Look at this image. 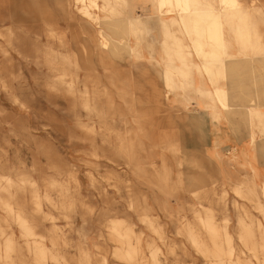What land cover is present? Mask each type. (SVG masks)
<instances>
[{
  "label": "rangeland",
  "instance_id": "rangeland-1",
  "mask_svg": "<svg viewBox=\"0 0 264 264\" xmlns=\"http://www.w3.org/2000/svg\"><path fill=\"white\" fill-rule=\"evenodd\" d=\"M245 1L264 8V0ZM150 5L153 7L151 2ZM147 12L144 11V16ZM148 14L151 16L154 12L151 10ZM80 23L76 15L73 20L66 18L59 0H0V44L8 51L7 57L0 52V181L9 188V192L0 194V198L9 201L12 207V210L8 209L0 199V264H12V261L15 264H36L33 248L27 246V240L22 237L15 221L16 214L21 212L37 225L40 237L34 238L58 256L57 260L49 258L45 264H155L149 241H154L159 249L160 264H216L210 263V258L191 245L183 229L189 222L194 223V231L204 242H212L199 230L192 209L202 211L204 215L203 206L211 207L215 220L222 224L221 219L225 217L226 205L230 201L219 193L227 189L226 184L219 175L215 176L214 171V190L210 194V180L199 182L203 177L212 176L214 169L208 164V158L200 151L169 150L170 133L177 143L183 137L179 136L177 127L168 129L163 123L171 111H195L190 103L194 91L172 93L186 95L187 100L181 104V109H169L165 103L166 89L159 75L162 65L154 67V56L153 59L146 57L149 60L133 57L134 66H131L123 61V57L108 61L110 57L106 52L103 62H98L97 51L90 43L89 59H82L76 43L85 36L79 29ZM51 27L64 37L66 49L60 46L59 37L49 34ZM9 31H12V37ZM9 39L11 45H8ZM156 39L159 40L154 30L146 41L155 46ZM144 45L143 50L154 53V47L147 49V44ZM49 49L68 53L73 61L78 58L79 67L73 64L67 69L78 76L74 94L57 80L61 70L54 71L46 63ZM236 52L238 48L230 49L231 54ZM88 74L91 78L86 81V88L89 86L101 92L100 95L91 94L90 99L97 103L98 99L105 101L102 103L106 111L104 118L82 107V96L77 90H84V79ZM155 90L158 94L153 97ZM146 99L155 102L145 103ZM106 100H111L112 107ZM192 131V127L186 128L185 134ZM257 132L254 136L258 139L261 135ZM145 143L159 150V161L149 162L142 157L152 153L143 150ZM135 159L143 171L139 172L134 166ZM2 176L19 187L8 186L7 179ZM23 179L36 183L41 212L47 216L44 213L38 215L33 187ZM52 181L63 188L51 186ZM193 181L198 183L193 187L199 192L197 197L191 193L193 188L189 183ZM179 193L184 200H173ZM141 195L151 207L149 214L165 231V238H160L141 221V203H146ZM62 203L66 206L74 203V206L65 210ZM249 205V211L258 218L254 220L261 219L264 223L263 214L253 203ZM237 212L235 205V216ZM240 213L244 220H249L242 210ZM111 218L128 219L141 236V252L135 261L115 256L120 243L112 233ZM230 223L235 224L233 220ZM172 227L176 230L174 234L170 231ZM231 233L232 245L239 243L242 247L237 249L235 246L236 254L260 264L252 247L240 240L236 232ZM257 237H260L258 232ZM8 238L15 240L9 258L5 255ZM178 240L180 247L176 243ZM188 248L194 253H189ZM84 251L90 254L87 262L82 258ZM192 255L205 262H198V258ZM262 256L264 253L260 252L258 257Z\"/></svg>",
  "mask_w": 264,
  "mask_h": 264
},
{
  "label": "bare ground",
  "instance_id": "bare-ground-1",
  "mask_svg": "<svg viewBox=\"0 0 264 264\" xmlns=\"http://www.w3.org/2000/svg\"><path fill=\"white\" fill-rule=\"evenodd\" d=\"M135 1L59 0L66 18L73 20L76 15L81 20L79 29L85 36L79 38L76 43L79 45L78 50L83 55L82 59H89L92 50L89 47L90 43H93L97 51L98 62H103L106 52L110 57L108 61L123 57V61L132 64L133 57L146 59L144 53L147 50H143L144 44H147V49L154 47L146 39L154 30L159 29L163 37L161 46L164 56L162 63L155 59L153 65L154 67L162 65L159 75L166 89L165 98L177 90L185 92L191 89L203 99L206 112H213L215 117L218 118V109L225 114L237 112L239 109L233 103H236L237 99L240 100V97L235 92L239 91V86L242 87L243 85L242 72L247 67L242 65V61H238V59L245 58L249 61L247 63L250 68L254 60H264V8L252 6L245 0H148L153 4L154 15L141 16L135 14ZM100 14H105V16L102 17ZM48 32L53 37H59L60 46L65 49L68 47L64 37L59 36L54 28H49ZM12 35V31H9V36L12 37ZM10 42L9 39L8 45H11ZM233 47L238 48V56L230 53V49ZM0 52L4 56H8L7 49L1 44ZM102 55L104 56L102 57ZM153 56L152 54L149 57L153 59ZM193 58L197 59L199 63H195ZM7 59L9 60V58ZM46 63L54 71L61 70V73L56 76L57 80L67 86L69 91L74 94L76 91L74 83L78 76L77 73H69L67 69L73 64L75 67H79L78 58L73 61L70 54L49 49L46 55ZM195 74L201 79H206L212 89H207L204 86L195 88ZM250 76H252V81L256 79L255 75L250 74ZM90 78L91 75L88 74V78L84 79V90H77L82 96V107L88 112H97L104 118L106 116V111L102 108L104 100L98 99L97 103L95 99H90L91 94L100 95L101 92L92 90L89 86L86 88V81H90ZM152 94L155 97L158 92L155 90ZM106 103L112 107L111 100H106ZM258 107L259 105L252 104L248 109L250 127L259 129L260 133L264 135V111ZM82 126L86 127L84 124ZM120 141L124 142V139H120ZM252 141L253 143L256 141L253 134ZM124 149L126 148L124 147ZM134 161L133 164L137 170L143 171L142 165L136 159ZM2 177L7 179L8 186L19 187L6 176ZM23 180L33 187L32 193L35 194L36 199L34 205L39 211L38 215H43L36 183L27 179ZM51 186L63 188V185L55 181L51 182ZM244 188L245 190L242 186H236L233 191L238 197L253 203L254 207L264 216V205L261 201L264 198V185L261 188V194H259L258 187L251 177L244 184ZM2 192H9V188L0 181V194ZM192 194L197 197L199 192ZM141 196L146 202L141 203L142 207L140 206V209L143 210L140 215L141 221L147 223L148 228L158 233L160 238H165L161 224L155 223L153 216L149 214L150 207L146 197ZM221 197L226 199L225 191ZM1 201L8 209L12 210L9 201L3 199ZM61 205L67 210V207H73L74 203L71 206H66L63 203ZM203 209L204 215L202 211H197L195 208L192 210L197 216L196 222H198L199 230L204 232L212 241L215 249L210 251L205 248L206 243L194 231V223L189 222L183 230L186 231L185 235L191 245L208 258L214 255L215 258L212 262L216 264H256L251 260H243L241 257L234 258L236 250L232 246L233 237L228 231L229 218L225 216L223 223L220 224L215 220L214 209L206 206H203ZM85 210L87 211V209ZM243 212L248 217L249 223L244 220L243 214L239 215V239L250 245L257 262L264 264V256L258 257L260 252L264 253V227L261 226L260 222L254 220L247 208ZM45 215L48 214L44 213ZM15 221L21 229L22 237L27 240V246L33 248L36 264H45L49 258L58 259V256L48 246H44L43 243L34 238L40 237V234L36 230L37 225H33L26 214L17 213ZM110 224L113 235L120 243V247L116 248L115 256L129 262L135 261L141 252L140 243L142 239L134 230V224L125 218H111ZM257 232L260 237L256 238ZM221 243L225 244L226 248L220 246ZM14 246L15 240L8 238L5 242V255H8V258L10 253L14 251ZM149 247L152 248L153 262L160 264L157 257L159 249L155 246L154 241H149ZM82 258L84 262H87L90 259V254L84 251ZM11 263L15 264L13 261Z\"/></svg>",
  "mask_w": 264,
  "mask_h": 264
},
{
  "label": "crops",
  "instance_id": "crops-1",
  "mask_svg": "<svg viewBox=\"0 0 264 264\" xmlns=\"http://www.w3.org/2000/svg\"><path fill=\"white\" fill-rule=\"evenodd\" d=\"M145 10L148 11L146 14L150 15L148 14L152 10V6L150 5V2L148 0H136L135 1L136 15L144 16ZM141 12L142 14H140ZM156 31L159 40L156 39L158 43H156L154 46L155 51L154 53H151V51L147 50L144 53V56L149 58V56L153 54L155 59L161 62L162 57L164 56V51L161 46L163 37L159 29H157ZM234 48L235 47H233V49ZM237 53L238 52L232 54L235 55ZM146 60L149 59L146 58ZM238 61H242L241 62L243 63L242 65H245L248 68L245 67L243 69L242 72L243 85L242 87L239 86V91L235 92V94L240 97V100L237 99V102L233 103L237 105V109H239L237 112L231 114H225L222 110L218 109L217 111L218 118H217L213 115V112H206L205 103L203 99H201L195 93V96L191 99L192 101L189 100V102L191 101L190 103L194 105V110H195L194 112H186L181 110L180 112L176 113L175 111H171L169 112V116L164 118L165 121L163 122L165 127L166 125L168 126V129H173L177 127L179 130V136L183 137V140L177 143L174 141L173 134L170 133L169 135H171L172 138L170 139V142H168L169 150L175 151L180 149L183 152L200 151L202 154H204V157L208 158V164L212 169H214L212 172V176L209 175V177L207 176V178L203 177L199 179V182L205 183L207 179L208 181L210 180V186L212 187L210 189L211 190L210 194H213V190H214L213 189L214 171H215V176L218 177L219 175L220 180H222V182L226 184L227 189L222 190L219 194L222 195V193L225 191L227 194L226 198L227 200L230 201L229 205H226L225 216L229 218V221L233 220L235 223L234 225H232V223L229 222L228 225V231L232 235V237L233 234L231 232H236L237 236H239L240 233V225L238 223V218L239 215L241 214L240 211L241 210L244 211L245 208H247L248 211L250 209L249 202L244 198L238 197L234 193L233 189L236 186H242L243 190H245L244 184H246V182H248L251 177L253 178L254 182L258 187L259 194H261V188L264 185V135L260 133L259 129L257 128L252 129L250 127V122L248 117V109L252 106V104L259 105L258 108L264 111V60L263 59L254 60L253 63H257V65L254 66L252 63L251 68L250 65L248 64L249 61H247L245 58L238 59ZM194 62L199 63L197 59H195ZM130 65L134 66L133 64ZM250 74L255 75L256 79L252 81L251 80L252 76H250ZM194 78H195V82H194L195 88H198L199 86H204L207 89H212V87L210 86V84L207 82L206 79L202 80L197 74H195ZM182 95L183 94L181 93H179L178 95L175 94L169 95V97L166 98L167 101H165L168 108L169 109L180 108L181 104H183L184 101L187 100V96L184 95L183 96L185 97L184 99ZM232 97H234L233 94ZM153 101L154 100L146 99L145 103H153ZM146 114L150 115L151 113H146ZM190 127L193 128V131L191 133H187L188 135H186L185 134L186 128L190 129ZM255 131H258L257 133L261 135L260 138L257 139L254 136L256 134ZM252 134L256 139L254 143L252 141ZM202 136L204 140L202 139ZM143 148H144L143 150H145L146 152L147 151L152 152L147 156H142L145 158V160L149 162L150 161L157 162L160 160V156L158 154L159 150L155 149L154 145L145 143V145L143 144ZM167 158L170 159L169 156H167ZM191 162H195V161L192 160ZM189 184L191 185L190 187L193 188L194 185L196 187L198 183H195L193 181ZM193 192H198V190H194L193 188L191 190V193ZM219 194L218 196H220ZM172 199L173 200L177 199L178 201L184 200L181 193L177 195V198H172ZM162 200L164 201V199ZM261 201H264V198H262ZM174 205H176V203ZM235 205L238 208V212L236 216L233 213V206ZM249 213L254 219H258L254 213L250 211ZM222 220L223 217L221 221ZM259 221L264 227V223L261 221V219H259ZM246 222L249 223L248 221ZM140 229L142 230L143 228ZM170 231L173 234L176 232V230L173 227ZM93 237L95 236L93 235ZM176 243L177 246L180 247L181 242L178 240ZM220 246L226 248V245L223 243H221ZM232 246H234V248L236 246L237 249L239 248L242 249L239 243H236V245L233 244ZM205 248L212 251L213 249H215V245L212 242H209L205 244ZM188 252L191 254L194 253L193 251H191V248H188ZM192 257L198 258L199 260L198 262H202V263L205 262L196 255H192ZM234 257H240V254L238 253ZM209 258L210 259L208 261L210 263H214L212 262V260L215 258L214 255H211V257ZM241 258L243 260L244 259L247 260L242 256ZM171 262H175V261L171 260ZM181 262L182 261H179V263ZM185 263H191V262L185 261Z\"/></svg>",
  "mask_w": 264,
  "mask_h": 264
}]
</instances>
